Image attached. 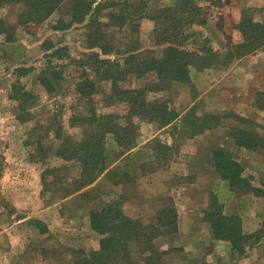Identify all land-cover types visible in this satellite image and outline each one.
I'll use <instances>...</instances> for the list:
<instances>
[{
  "label": "rangeland",
  "instance_id": "1",
  "mask_svg": "<svg viewBox=\"0 0 264 264\" xmlns=\"http://www.w3.org/2000/svg\"><path fill=\"white\" fill-rule=\"evenodd\" d=\"M72 1L62 0L60 8L40 23H20V3L0 7V19L11 25L7 33L0 32V264H76L81 256L100 249L101 236L92 227L91 214L111 202L120 203L127 215L147 226L157 225L162 209L177 207L178 231L155 239L168 252L165 264H239L264 243V236L251 249L246 245L233 249L209 240V226L202 218L213 194L224 203L226 213L246 217L247 231L261 235L264 229V194L254 191L261 184L264 192V145L255 155L236 142V131L243 128L264 143V110L243 106L260 99L259 85L249 84L246 75L228 79L227 67L237 58L229 66H218L220 71L193 66L190 81L164 84L161 90L152 89L157 82L152 72L127 74L119 82L121 89L148 86L149 100H166L187 115L185 122L170 126L134 117L129 129L137 141L127 152L116 141L117 134L106 130L118 124L120 131L130 127L128 104L114 91L112 81L97 78L88 68L93 61L87 54L100 50L91 48L88 21L65 27ZM101 1L106 0H97ZM112 1L119 4L118 10L127 7L149 16L135 17L139 30L134 32L133 22L122 26L109 14L113 7L104 9L97 15V22L104 24H95L108 35L102 44L161 55L164 45L157 42L156 20L150 16L177 0ZM194 1L202 6L199 17L203 22L189 28V48L206 43L215 50L235 49L245 39L238 22L247 8L250 16L264 23V0ZM95 32L91 31L94 37L99 33ZM49 45L64 47L66 55L60 59L46 56ZM48 65L53 89L42 74ZM84 78L96 80L94 93L87 95L86 88L82 89ZM94 112L104 116L102 122L83 124L95 119L91 117ZM194 123L206 124L204 132L194 134ZM93 128L99 136L105 134L110 165L93 183L81 187L85 172L80 160L61 154H69L72 145ZM220 147L245 165L243 188H233L217 171L213 151ZM249 240L254 242L256 236ZM129 247L131 258L139 260L140 245L131 241Z\"/></svg>",
  "mask_w": 264,
  "mask_h": 264
},
{
  "label": "trees",
  "instance_id": "2",
  "mask_svg": "<svg viewBox=\"0 0 264 264\" xmlns=\"http://www.w3.org/2000/svg\"><path fill=\"white\" fill-rule=\"evenodd\" d=\"M10 3L22 4L23 11L19 14L20 23L26 24L30 21L40 23L47 20L60 8L62 0H0V7ZM129 3V0H124V4ZM118 5V3L111 2V0L101 2H97V0H73L70 21L64 26L67 28L74 23L88 21L87 27L90 31L88 35L92 39L91 48L100 47V50H94L87 54L93 61L91 67L88 66V68L94 70L97 78L112 81L114 91L119 95H123L122 101L126 102L129 107L126 117L129 120L128 126L130 127L123 128L120 131L119 129L122 127L118 124L116 129L106 130L107 133L117 134L118 139L116 141L127 152L135 147L137 141L130 134L132 132L129 129L134 126V117L138 116L158 121L163 126L181 119L180 124L187 119V115L183 116L184 118L181 117V112L170 106L166 100H149L148 90L150 88L148 86L121 89L119 82L123 81L127 74L136 73L137 76H140L152 72L157 78V82L154 84L155 88L152 89L161 90V86L164 84L190 81V68L193 66L199 69L228 66L237 57L254 52L264 45V24L250 16V8H247L244 10L239 23L245 41L238 43L235 49L228 51L215 50L212 46H206V43L197 48H189L187 43L190 39L189 33L192 32L189 28L203 22L200 21L199 17L202 6L196 4L194 0H177L172 5L159 8L156 11L157 14L150 16L156 20L155 37L157 42L164 45L161 55L144 53L138 47L123 50L116 44L110 46V43H108V46L102 44L104 36H108L106 31H103L102 27L95 26V24L100 26L104 24L101 21L97 22V15L104 9H112L113 7L115 10L112 9L109 14L112 18L117 17V23L122 26L128 22H133L134 32L139 30V24H136L134 19L149 16L142 11H129L127 7L118 10L120 8ZM9 27L11 25H7L4 20L0 19V32L7 33ZM93 29H96L95 34L99 32L95 37L93 36L94 33H91ZM47 50L49 51L46 54L48 57L60 59L66 55L64 47L55 48L53 45H49ZM101 56L121 57L102 58ZM24 69L28 70L29 68ZM43 69L42 74L46 75L44 79L48 83L47 86L49 89H53V83L51 82L53 78L51 77L52 74L49 73L52 68L48 65ZM81 84L82 89L86 88L87 95L96 91V80L92 78H84ZM25 94L27 95V92ZM21 98L23 99V97ZM262 104L264 103L262 102ZM91 117L95 119L92 121L85 120L83 124L98 126V122H102L104 118V116L103 118L98 117L96 112ZM205 125L194 123L193 133L201 132L204 130ZM95 129L93 128L91 132H88V136L83 140L75 142L69 154H61L67 158L74 157L80 160L85 172L84 179L81 180V187L93 183L110 165L109 155L104 144L105 134L99 136L100 134H96ZM236 134L238 136L236 142L239 146L258 148L264 145L260 137L248 129H237ZM213 159L222 178L231 182L233 188L235 186L243 188L246 181V177L243 175L245 167L240 161L235 159L224 147L216 148L213 151ZM254 191L262 192V188L254 187ZM261 192L258 195L264 194V192ZM205 217L211 224L214 236L229 241L233 249H242L245 245L253 246L264 236V229L261 230V235L259 233L245 234L240 215L226 213L223 202H220L216 195L212 197V202ZM157 221V225L147 226L142 221L127 215L120 203H106L104 206L95 209L91 214L92 227L101 236L100 249L91 250L81 256L76 264H113L116 261L120 262L122 259H128L129 262L126 263L129 264H162L163 255L167 251L160 249L156 245L155 239L161 235L178 231L177 210L175 208L161 210ZM253 236H256V240L251 242L249 239ZM131 241L140 245L139 260L131 258L132 251L129 247ZM193 264L211 263L204 261Z\"/></svg>",
  "mask_w": 264,
  "mask_h": 264
},
{
  "label": "crops",
  "instance_id": "3",
  "mask_svg": "<svg viewBox=\"0 0 264 264\" xmlns=\"http://www.w3.org/2000/svg\"><path fill=\"white\" fill-rule=\"evenodd\" d=\"M243 14H244V11L242 12V16H243ZM242 16H241V19H242ZM241 19H240V21H241ZM255 20L260 22V23H263V22H261L262 20H257L256 17H255ZM240 21L238 22V24L240 23ZM239 30H240V28H239ZM244 41H245V39L242 40L240 43H242ZM263 47H264V45H263ZM257 50H259V49H257ZM257 50H255L252 53H247V54L241 55L240 57H237V59H236V61L234 63H232L230 66L228 65L229 66V67H227V69L229 71L228 72V79L235 80V79H238V78H244V76L246 75L247 76V82L249 84L250 83H253V84L257 83L259 85V87H258L259 94L261 92L260 99L256 100L255 104L247 102V103H244L243 106L247 107L248 105H250V106H252L255 109L257 107L256 110H264V104H262V102L264 103V51L258 52ZM209 68H210V70H216V71L222 70V69L218 68V66H213V67H209ZM204 69H206V68H204ZM204 69H199V70H204ZM234 72H236L237 74H234ZM247 82H246V84H247ZM185 115H186V113L184 115H182V113H181V117H183ZM180 120L181 119H179L177 121L180 122ZM170 125H172V123L169 124V125H166V126H170ZM206 126L207 125L204 126V130H205ZM203 132L204 131L202 130L201 133H203ZM239 148H242L247 153H252L253 152L255 155L258 152L257 148H249V147H246V146H244V147L239 146ZM244 167H245V165H244ZM244 172H245V170H244ZM261 186L262 185L259 184L258 186H255V187H259L260 188ZM212 196H215V195H213V194L211 195L209 206H210V204L212 202ZM209 206H207V207L209 208ZM166 208H164V209H166ZM174 208L177 210L178 221H179L178 209H177L176 206ZM208 208L205 211V216L207 214ZM224 208H225V205H224ZM205 216H204V218H202L203 219L202 222L205 223V225L208 224V226H209V229L206 230V232L208 231V235H210V239L209 240H211L214 243H218V244L223 243L224 245H229L230 246L231 243L229 241L223 240V239H218V238H216L214 236L211 224H210V222L208 221V219ZM240 217L242 218V216H240ZM244 220H246V217L245 218L243 217V219H242L243 232L245 234L253 233V231H251V230H248V231L246 230V228L248 229V227L244 228V223H245ZM178 225H179V223H178ZM245 226H246V224H245ZM161 236H163V235H161ZM260 241H258V242L260 243ZM254 246H256V244ZM254 246L249 247V249H251ZM254 251H255V253H254ZM250 252H253V254H250ZM250 252H249L250 256H248V257L244 256L245 258L239 260V264H264V243L262 245H258V247H256V248L250 250ZM167 253L168 252H166L163 255V260H162L163 264H165V255ZM207 262H210V261H207Z\"/></svg>",
  "mask_w": 264,
  "mask_h": 264
}]
</instances>
